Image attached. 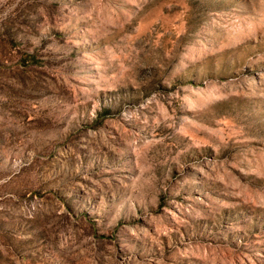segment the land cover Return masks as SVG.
<instances>
[{"label": "rangeland", "instance_id": "rangeland-1", "mask_svg": "<svg viewBox=\"0 0 264 264\" xmlns=\"http://www.w3.org/2000/svg\"><path fill=\"white\" fill-rule=\"evenodd\" d=\"M0 264H264V0H0Z\"/></svg>", "mask_w": 264, "mask_h": 264}]
</instances>
